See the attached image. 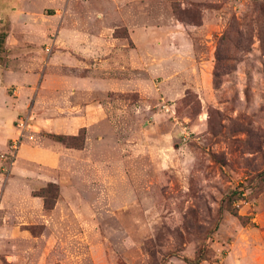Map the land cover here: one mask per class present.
I'll return each mask as SVG.
<instances>
[{
    "label": "rangeland",
    "instance_id": "rangeland-1",
    "mask_svg": "<svg viewBox=\"0 0 264 264\" xmlns=\"http://www.w3.org/2000/svg\"><path fill=\"white\" fill-rule=\"evenodd\" d=\"M262 172L264 0H0V264H264Z\"/></svg>",
    "mask_w": 264,
    "mask_h": 264
},
{
    "label": "trees",
    "instance_id": "trees-1",
    "mask_svg": "<svg viewBox=\"0 0 264 264\" xmlns=\"http://www.w3.org/2000/svg\"><path fill=\"white\" fill-rule=\"evenodd\" d=\"M56 137L60 141L69 143L70 141L77 139L78 136L56 135ZM258 176L264 180V172L260 173ZM51 193L43 192L42 194V196L45 199L44 205L46 209H50L54 206V203L57 197L56 193H53V192ZM241 194L242 192L237 189L230 191V193L224 199L223 205L221 207V213H223L224 209H227L231 211L234 215L239 216L238 209L233 204L236 200L240 198ZM220 217H221V214H220ZM207 253H208L207 248L202 247L198 250L197 254L194 255V257L184 256L183 259L188 263H198L207 258Z\"/></svg>",
    "mask_w": 264,
    "mask_h": 264
},
{
    "label": "crops",
    "instance_id": "crops-1",
    "mask_svg": "<svg viewBox=\"0 0 264 264\" xmlns=\"http://www.w3.org/2000/svg\"><path fill=\"white\" fill-rule=\"evenodd\" d=\"M23 149H24V155H30V154H32L33 153V151L31 150V149H29L28 147H23ZM46 160H49V161H51L52 160V157L49 155V153L48 154H46L45 156L44 155H42Z\"/></svg>",
    "mask_w": 264,
    "mask_h": 264
},
{
    "label": "built area",
    "instance_id": "built-area-1",
    "mask_svg": "<svg viewBox=\"0 0 264 264\" xmlns=\"http://www.w3.org/2000/svg\"><path fill=\"white\" fill-rule=\"evenodd\" d=\"M19 125L21 126V128L24 129V128H25V125H27V124H26V121H25V120L20 119V124H19ZM13 146H14V147H18V146H17V143H16L15 145H13Z\"/></svg>",
    "mask_w": 264,
    "mask_h": 264
}]
</instances>
